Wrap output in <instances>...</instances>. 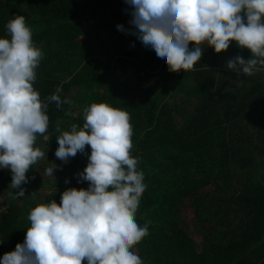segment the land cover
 I'll return each mask as SVG.
<instances>
[{"label":"trees","instance_id":"obj_1","mask_svg":"<svg viewBox=\"0 0 264 264\" xmlns=\"http://www.w3.org/2000/svg\"><path fill=\"white\" fill-rule=\"evenodd\" d=\"M14 15L25 17L44 53L34 83L40 98L47 102L60 88L61 99L72 103L48 102L49 126L35 142L51 150L57 178L33 183L30 169L24 196L3 192L0 259L24 242L33 207L59 204L68 188H88L79 173L90 145L61 161L56 129L82 127L83 108L104 102L130 114V155L147 185L136 222H150L148 235L130 250L144 264H264V69L247 76L227 67L237 55L251 58L249 49L232 41L192 70L172 72L191 88L167 79L157 87L171 72L134 34L125 0H0V37ZM11 179V170L0 167V184Z\"/></svg>","mask_w":264,"mask_h":264},{"label":"clouds","instance_id":"obj_2","mask_svg":"<svg viewBox=\"0 0 264 264\" xmlns=\"http://www.w3.org/2000/svg\"><path fill=\"white\" fill-rule=\"evenodd\" d=\"M125 2L131 6L134 34L170 72L192 70L203 56L201 45L220 53L232 41L249 49L251 58L237 55L228 60L229 69L247 76L264 69V0ZM117 29L126 31L121 24ZM6 31L0 37V167L11 170L9 187L19 189L14 195L22 197L26 173L46 156L35 142L49 126L48 102L60 107L72 101L61 99L60 88L47 102L40 98L34 83L44 53L25 17L14 15ZM83 120L82 127L73 123L70 130L56 129L55 156L67 162L90 145L88 163L79 173L88 188H68L59 204L52 199L33 207L24 242L4 253L0 264H144L130 250L148 235L150 223L136 222L147 185L138 158L130 155V114L104 102L91 103L83 108ZM55 167H47L45 174L53 175Z\"/></svg>","mask_w":264,"mask_h":264},{"label":"rangeland","instance_id":"obj_3","mask_svg":"<svg viewBox=\"0 0 264 264\" xmlns=\"http://www.w3.org/2000/svg\"><path fill=\"white\" fill-rule=\"evenodd\" d=\"M136 45L137 44L133 43V42L129 43L130 47L131 46H136ZM201 47L204 48L203 56H202L201 59H203V60L205 59L206 60V59L210 58V55L212 53L211 51H214V48L211 47V46H207V45H201ZM171 74H172V72L170 73V76H171ZM185 75H186L185 72L181 73V76L184 79H185ZM179 78H181V77H179ZM166 79H167V81L174 82L175 84L184 82V83L187 84V88H191L193 86V83L188 81V80L184 81V80L178 79V78L173 80V76H171V77L166 76V77L162 78L160 80V83L156 84V86L160 87L161 86V82L163 80H166ZM152 84H154V83H152ZM177 95H178V97H183V95H185V93L183 91H179L177 93ZM195 105H196V102H194V104L192 106H188V109L190 111H193ZM35 147H37V146H35ZM39 148L46 153V156H45L44 159L40 160L36 165H34L32 168H30V169H33V172L29 173V176L32 177V179L29 180V181H32L33 183L41 182V181H49L51 179L57 178V173H55V168L53 170V175L50 176V175H46L45 174V169L47 167L52 166V164H54V159H52L49 156V155H51V150L45 145L39 146ZM32 186H34V184H32ZM6 190H12V188L9 187L8 185H5V184L1 183L0 184V213L3 212L8 206V203H7L6 199H5L6 195L3 193Z\"/></svg>","mask_w":264,"mask_h":264}]
</instances>
